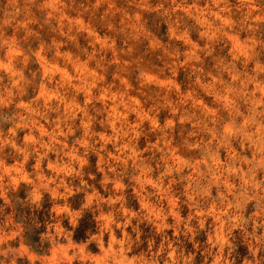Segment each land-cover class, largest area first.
Returning a JSON list of instances; mask_svg holds the SVG:
<instances>
[{"label":"clouds","instance_id":"1","mask_svg":"<svg viewBox=\"0 0 264 264\" xmlns=\"http://www.w3.org/2000/svg\"><path fill=\"white\" fill-rule=\"evenodd\" d=\"M164 3L157 15L171 19L179 5ZM233 7L243 9L239 20L228 5L205 0L197 20L203 45L183 36L190 50L162 49L168 62L154 74L129 59L106 82L116 53L106 61L101 46L85 50L83 63L65 55L72 74L54 80L50 69L27 101L32 81L19 72L0 90V197L24 213L36 251L45 254L52 246L41 233L65 221L74 233L90 214L82 242L96 245L95 237H107L106 255L98 248L103 264H264V96H257L264 83L237 68L236 53L227 60L213 57L211 71L200 65L202 56L212 55L211 45L232 39L237 26L252 32L264 23V0H237ZM128 19L119 28L106 27L128 39L146 35L137 29L135 12ZM74 27L80 31L69 23L63 33L68 40ZM51 46L62 55L56 41ZM254 48L249 43L247 51ZM89 61L94 70L85 69ZM185 65L190 84L182 87L174 83V69ZM200 94L211 96L209 104ZM56 205L76 210V223L67 212L58 216ZM19 258L18 248L0 246V264Z\"/></svg>","mask_w":264,"mask_h":264},{"label":"rangeland","instance_id":"2","mask_svg":"<svg viewBox=\"0 0 264 264\" xmlns=\"http://www.w3.org/2000/svg\"><path fill=\"white\" fill-rule=\"evenodd\" d=\"M204 2L205 0H175L179 7L176 15L168 19L157 15L162 5L168 6L164 0H132L131 3L129 0H0V90L8 85L10 78H15L14 73L19 72L26 80L32 81L26 86L24 100L27 101L36 92L35 84L42 75L46 76L50 69L54 80L59 79L65 71L69 75L72 74L71 64L66 63L65 55L73 62L83 63L86 59L85 50L91 53L94 48L100 49L101 46L103 51L100 54L105 56L106 61L113 59V53H116L115 63L106 69V82L112 81L113 73L119 70L118 65L121 61L129 59H136L145 68L152 69L150 74H154L156 69L168 62L162 49L176 48L181 52L190 50L191 45L184 43L183 36L197 47L203 45L204 40L200 38L199 33L204 29L197 20ZM244 2L245 0H240V3ZM216 3L228 5L233 10L232 19H240L243 9L237 12L233 7L237 0H216ZM93 4H96L95 8L92 7ZM85 8L88 10L83 11ZM185 9L191 14H185ZM133 12L138 18L137 29L146 35H138L133 40L124 34L110 32L107 29V23L113 24L115 28L128 24V18ZM204 15L207 18L206 13ZM102 16L103 20L100 19ZM45 19L48 20L47 24L44 23ZM173 20L177 23L174 24ZM69 23L74 25L78 23L80 27L78 32L75 27L73 28L70 33L71 40L63 35ZM229 36L232 39H220L211 45V56L203 57L200 54L202 69L212 70L215 62L213 57L217 60L221 58L227 60L232 58V53H236L237 68L242 67L254 82L264 83V23H259L252 32L238 30L237 26V31L229 33ZM53 41L59 45L58 51L61 56L54 54L57 49L52 48ZM252 42L255 43V48L249 53L248 44ZM121 48H131V54L121 55L119 51ZM84 67L86 70H94V63L89 61ZM174 70L177 73L174 83L182 87L188 86L189 67L185 65ZM32 73H36L35 80ZM227 78L225 74V79ZM249 87L253 85L250 84ZM200 95L202 102L209 104L211 96ZM257 96H264V87L260 88ZM10 110L9 108L5 111ZM7 127L8 125H4L5 129ZM221 155L223 156V153ZM94 161L95 157H90L93 165ZM7 163L10 165L12 161ZM19 195L21 197L23 195L22 185ZM79 200V195L72 199L74 208L78 207ZM0 201H7L0 204V208L3 209L0 212V246L7 242L9 247L19 249L20 258L17 264H103L99 249L104 250L103 254L106 255L107 237L105 240L102 236L94 238L98 247L91 240L77 241L73 239V232L70 231L67 221L60 222L54 229L49 228L41 234L42 239L52 240L51 248L45 254H41L35 250V245L26 241L24 225L16 218V207L12 200L4 196L0 197ZM45 202H49L47 195ZM65 212L70 215L71 223L75 224L76 210L66 205H56L58 216H64ZM53 232L56 234L53 235ZM113 238L118 239L115 234ZM238 250L241 253L245 251L243 247Z\"/></svg>","mask_w":264,"mask_h":264},{"label":"trees","instance_id":"3","mask_svg":"<svg viewBox=\"0 0 264 264\" xmlns=\"http://www.w3.org/2000/svg\"><path fill=\"white\" fill-rule=\"evenodd\" d=\"M44 206L46 209L47 207H50V203L45 202ZM15 213H16V218L20 222H22L24 225V228H25L24 235H25L26 241L29 244L35 245L34 239L36 237L32 233L31 227H30L29 223L27 222L26 218L24 217V213L22 211L17 210L16 208H15ZM89 218H90V214H86V216L82 219L80 226H78V228L72 234L73 239H75L77 241H84L87 238L84 234V228L89 226ZM69 229H71V226L69 227ZM93 230H95L94 227H93ZM40 231H44L43 224L41 225Z\"/></svg>","mask_w":264,"mask_h":264}]
</instances>
